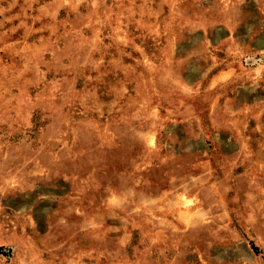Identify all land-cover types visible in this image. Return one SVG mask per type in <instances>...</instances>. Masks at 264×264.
I'll use <instances>...</instances> for the list:
<instances>
[{
    "label": "rangeland",
    "instance_id": "rangeland-1",
    "mask_svg": "<svg viewBox=\"0 0 264 264\" xmlns=\"http://www.w3.org/2000/svg\"><path fill=\"white\" fill-rule=\"evenodd\" d=\"M0 264H264V0H0Z\"/></svg>",
    "mask_w": 264,
    "mask_h": 264
}]
</instances>
